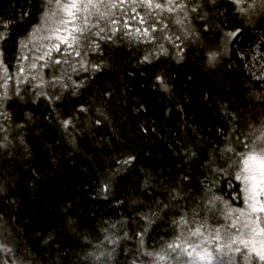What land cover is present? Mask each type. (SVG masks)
<instances>
[{
  "label": "trees",
  "instance_id": "trees-1",
  "mask_svg": "<svg viewBox=\"0 0 264 264\" xmlns=\"http://www.w3.org/2000/svg\"><path fill=\"white\" fill-rule=\"evenodd\" d=\"M196 1L193 43L159 9L156 39H130L147 10L125 5L121 30L95 52L43 55L30 72L42 54L19 59L18 44L29 47L47 0H0V95L5 75L19 78L18 98L0 104V264H150L145 253L174 239L180 216L198 213L223 236L235 219L225 213L247 211L235 177L238 141L264 129V7L244 0L246 16L229 0Z\"/></svg>",
  "mask_w": 264,
  "mask_h": 264
},
{
  "label": "snow or ice",
  "instance_id": "snow-or-ice-1",
  "mask_svg": "<svg viewBox=\"0 0 264 264\" xmlns=\"http://www.w3.org/2000/svg\"><path fill=\"white\" fill-rule=\"evenodd\" d=\"M233 2L240 5L244 0H233ZM125 5L131 7L133 12L136 11L137 6L145 9L148 16L151 15L152 10L156 9L161 12L167 10L171 13L174 9L183 11L187 7L184 0H163V2L161 0H47L49 11L43 13V23L47 24L50 17L55 19L54 26L49 29L50 34L45 39L55 42L51 44L44 56L51 59V51L55 50L62 56H71L74 53L79 57L86 55L89 47L99 48V43L92 40V37L100 36L105 28L100 27L98 23L91 22L90 17H96L97 20L104 19L105 13L100 11L101 7L108 10L121 9L124 12ZM261 6L264 7V0H261ZM248 7L251 8L252 5H248ZM192 11H196V9L193 8ZM239 11L243 12L246 9L239 8ZM112 15L114 16L115 13ZM136 17H139V24H147L148 26L137 27L135 32L147 38L149 42L156 39L152 35L157 31L155 26L149 23V20L145 19L144 16H140L139 13H136L132 19H136ZM176 22L181 23L180 20ZM110 23L116 25L120 23V20L112 19ZM3 27H7V25H3ZM121 27H128L127 22L125 21ZM94 28H98V31L93 32L92 29ZM120 30V28L110 29L113 34ZM36 31H40V27ZM235 35V32L225 33L226 37H234ZM100 38L103 39L104 37L100 36ZM61 45L64 47L61 48ZM82 48L83 51H81ZM44 56L37 59H44ZM216 56V52H211L209 62L214 61ZM145 60H148L147 56ZM64 62L67 63L68 61L65 60ZM54 63L59 64L61 60L56 59ZM32 67L34 68L35 64ZM97 67L99 66L97 65ZM73 70L75 71V69ZM3 71L7 73L8 68L5 66ZM18 71L23 80L24 68L21 67ZM10 78L7 75L3 77L5 80ZM56 82H59L58 79ZM8 98L5 91L0 95V104ZM0 117L8 118L7 113L3 111H0ZM97 122L99 123V121ZM69 123L70 121L64 122L65 126ZM238 142L246 151L238 153L237 166L239 172L235 178L242 181L244 185L242 192L247 211L241 208L225 213L226 221H229L233 215H235V219H231L230 222L222 226L224 228L223 236L221 235V227L209 229L206 218L197 220L198 213H193L191 217L180 216L178 220L173 222L177 229L174 239L159 252L145 253L152 258L150 264H162L167 259H172L176 264H234L237 255L242 256L244 260L248 261V264H251L253 259L258 264H264V129L259 130V134L254 139ZM226 151H235V149L229 148ZM240 217H247V220L241 222ZM150 221L151 218H149ZM242 229L248 231L245 232ZM209 240L212 241L211 245ZM6 250L10 251V249Z\"/></svg>",
  "mask_w": 264,
  "mask_h": 264
},
{
  "label": "rangeland",
  "instance_id": "rangeland-1",
  "mask_svg": "<svg viewBox=\"0 0 264 264\" xmlns=\"http://www.w3.org/2000/svg\"><path fill=\"white\" fill-rule=\"evenodd\" d=\"M190 1L191 0H188L187 1V4H186L187 7L183 11H181L179 9H174L173 12L170 13L167 10H165V12H166L165 15L161 12L162 15L158 16V19L164 17V22H166V21H168L170 19V22L172 24H174L175 27H178V30H179L178 33H180L179 35H181L185 41H190V42L193 43L194 42V41H192L193 38H198V36L195 33L192 32V26H193V24L191 23L190 18L196 13V11L198 12V10L196 9V11H192V9L194 8L193 5H195V3H197V1L195 0V3L194 4L190 3ZM229 1L233 5L234 4L236 5V8H237L238 12L243 13V15H246V16H247V12L248 11H250L252 13V11L254 9L252 7L249 8L248 5H250V4L247 5L245 3V1L243 3H241L240 5H237L236 3H234L233 0H229ZM256 3H258L259 5H261V0H258ZM211 4H213V3H211ZM46 5H47V3H46ZM243 5H245L246 11L241 12V11H239V8L242 7ZM198 8L201 9L200 6ZM139 9H142V8H140V7L137 6L136 7V11L139 10ZM53 10H54V8H53ZM120 10L121 9H111V10H108L106 8L101 7L100 8V11L105 13V18L104 19L97 20L96 17H90V21L91 22L98 23L100 27H104L105 28V31L103 33H101L100 36H102L104 38L107 37L108 35L109 36H112V35L115 36V34H113V32L110 31V29L116 27L117 24L116 25H112L110 23V21L112 19H116L118 16H121L123 14L122 12H120ZM46 11H49L48 6L45 9V12ZM112 13H115V15L113 16ZM142 16H144L145 19H151V18L154 17V12L151 11V15L150 16H148L146 13L143 14ZM54 19L55 18L50 17L49 18V22L47 24H44L43 23V19H42V22H41L42 26L40 28V31H35L34 32L33 36L30 38L29 47H27L24 43L21 44V42H19V44H18V51H17V54H19V56H18L19 59H22L21 58V55H20L22 53V51L23 52H27V54H28V53L31 52V50L34 51L36 49L37 52H40L42 54V56H43L49 50L50 45L52 43H54L55 41L54 40H52V41L48 40L47 41V39H45V37L50 34L49 29L54 26ZM177 20H180L181 23H177L176 22ZM164 30L166 31V28ZM92 31L93 32H97L98 31V28H94V29H92ZM100 36H93L92 39L96 41V40L100 39ZM139 37H141V35L139 33L134 32V34L130 36V39H135L136 40ZM162 38H164V40H166V41H169L168 37L166 36V33L164 34V36L162 35ZM227 44L228 43L224 40L223 45L226 46ZM63 47L64 46L61 45V48H63ZM96 50H97L96 47H92V52H95ZM223 50L225 51V49H223ZM54 54H58V53L55 50H52L51 51V55H54ZM41 61L44 62L45 60H42L41 59L40 62H38V60H37V62L35 63V67L34 68L32 67L33 64L32 65H29L27 67V70L30 71V72H32V71L33 72H35V71L36 72H39L40 66L37 63L41 64ZM2 64L3 63L0 60V66ZM17 65L19 66V63H17ZM4 67L5 66H3L1 68V71L2 72H4L3 71ZM10 71H11V73L13 75L14 74V67H11ZM63 74L64 73H62L61 75H63ZM34 77H35V79H34L35 80L34 89L37 91L36 92V94H37L38 92L44 91L45 88H46V85H44L41 82V76L39 74H35ZM61 80H62V78L58 79V81H61ZM23 81H25V80H23ZM56 81H57V79H55L52 82V84L54 82L56 83ZM18 83H19V78L16 75H14L10 79H8L7 88L4 89L2 87L1 88V91L4 92V93L6 91L8 96L9 95H14L13 98H16L17 99L18 98L17 93L19 92L18 89H17ZM62 91H64V89H61V92Z\"/></svg>",
  "mask_w": 264,
  "mask_h": 264
}]
</instances>
